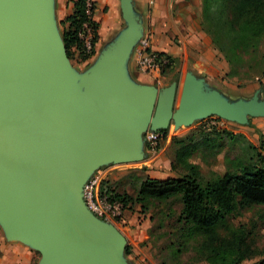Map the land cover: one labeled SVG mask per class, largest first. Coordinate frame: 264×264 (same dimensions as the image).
<instances>
[{
  "label": "water",
  "instance_id": "obj_1",
  "mask_svg": "<svg viewBox=\"0 0 264 264\" xmlns=\"http://www.w3.org/2000/svg\"><path fill=\"white\" fill-rule=\"evenodd\" d=\"M51 0H0V223L30 242L38 264H129L115 225L97 217L84 186L108 163L144 157L149 130L212 115L246 123L264 115L259 91L235 102L186 74L163 89L132 86L124 67L141 38L131 0L128 30L82 77L72 69L51 17Z\"/></svg>",
  "mask_w": 264,
  "mask_h": 264
},
{
  "label": "rangeland",
  "instance_id": "obj_2",
  "mask_svg": "<svg viewBox=\"0 0 264 264\" xmlns=\"http://www.w3.org/2000/svg\"><path fill=\"white\" fill-rule=\"evenodd\" d=\"M261 26L253 37L258 47L246 46L244 39L252 38L247 33L239 37V51H228L229 74L220 82L225 89L255 84L264 98V23ZM178 66L172 64L161 74L164 85L181 79ZM227 121L220 131L203 130L199 120L178 129L172 124L157 154L148 151L140 161L103 164L94 173L103 188L136 197L146 177L194 172L207 182L229 171L239 173L247 165L264 167V117L249 116L244 125ZM182 207L180 196L129 203L125 221L117 222L126 237L123 256L129 264H264V205L236 208L212 229L186 224L180 218ZM40 259L37 251L34 264Z\"/></svg>",
  "mask_w": 264,
  "mask_h": 264
},
{
  "label": "crops",
  "instance_id": "obj_3",
  "mask_svg": "<svg viewBox=\"0 0 264 264\" xmlns=\"http://www.w3.org/2000/svg\"><path fill=\"white\" fill-rule=\"evenodd\" d=\"M74 1L51 0L50 3L52 20L64 45V30L69 27V23L62 21L74 12ZM94 2L93 20L99 23V40L95 53L90 58H83L73 48L72 56L67 55L72 69L79 77L97 66L107 51L120 44L128 30L121 0H94ZM131 4L135 17L140 21L141 38L134 44L123 71L124 79L130 85L156 86L160 90L177 82L179 92L185 75L189 74L195 81L200 79L204 81V88L201 91L203 97H208L213 90H218L221 98L235 102L240 99L249 100L259 91L260 99H264L255 84L233 89H225L220 85V82L227 77L229 63L214 45L211 34L205 29L204 0H131ZM148 34L151 36V49L170 55L173 65H179L181 79L174 78L169 85H164L163 81L159 84L154 76L138 68L137 50L141 39ZM225 90L227 93H224ZM250 117L263 118L264 115ZM172 124L174 123L171 122L165 131H168ZM145 134L142 136L141 145L144 157L148 151L150 152ZM168 177H177V174L170 173L160 179ZM113 224L117 228V223ZM117 230L126 240L124 234L118 228ZM36 252V248L30 242L9 237L6 228L0 223V264H34ZM123 258L126 260L124 256Z\"/></svg>",
  "mask_w": 264,
  "mask_h": 264
},
{
  "label": "trees",
  "instance_id": "obj_4",
  "mask_svg": "<svg viewBox=\"0 0 264 264\" xmlns=\"http://www.w3.org/2000/svg\"><path fill=\"white\" fill-rule=\"evenodd\" d=\"M85 5L86 0H75L74 12L62 21L69 23V27L64 30L69 57L75 48L83 58H86L77 34L82 23L90 19ZM91 23L99 36V23L95 20ZM263 23L264 0H204L205 29L211 34L214 45L224 53L229 64L232 59L227 56L231 55L228 51L231 48L233 51H239L243 43L240 36L247 37L244 35L247 33L252 35L251 39H244L247 40L246 46H259L253 37L258 34ZM158 54L170 60L166 68L173 64L170 55L164 52ZM165 132L166 137L168 131ZM100 192L109 199L122 201L126 208L130 202L144 205L150 199L166 201L180 196L183 202L181 220L190 226L212 229L224 223L236 208L264 205V167L247 165L239 173L229 171L207 182H203L194 172L165 179L146 177L141 182L136 197L125 192L115 193L110 188H103L102 185Z\"/></svg>",
  "mask_w": 264,
  "mask_h": 264
},
{
  "label": "built area",
  "instance_id": "obj_5",
  "mask_svg": "<svg viewBox=\"0 0 264 264\" xmlns=\"http://www.w3.org/2000/svg\"><path fill=\"white\" fill-rule=\"evenodd\" d=\"M86 12L90 19L82 23L78 29V38L82 43V53L86 58H90L96 50V45L99 40L95 28L91 21H93V7H95L94 0H86ZM138 68L146 74L154 76L157 82L161 83V74L169 65L170 60L164 56L159 55L158 52L151 49V36L148 34L141 39L138 50ZM227 119L218 115H212L200 120V126L203 130H222L227 125ZM165 130H151L146 134V142L148 149L153 154H156L160 148L161 142L165 138ZM101 178L99 174L92 175L84 186V199L88 208L99 218L111 222H124V215L126 207L123 202L117 199H109L106 195L100 192Z\"/></svg>",
  "mask_w": 264,
  "mask_h": 264
}]
</instances>
